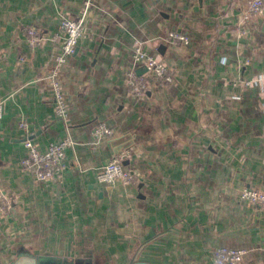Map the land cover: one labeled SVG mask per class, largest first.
<instances>
[{"label": "crops", "instance_id": "1", "mask_svg": "<svg viewBox=\"0 0 264 264\" xmlns=\"http://www.w3.org/2000/svg\"><path fill=\"white\" fill-rule=\"evenodd\" d=\"M246 1L0 0V264L22 254L213 264L220 247L264 264V210L239 198L264 193V15L245 20ZM61 19L83 25L59 74L67 120L50 78ZM171 33L188 42L170 44ZM136 43L173 78L145 74L139 99L126 84ZM99 124L113 135L95 139ZM126 136L115 153L113 139ZM26 137L40 153L72 141L56 181L22 167ZM122 152L139 179L100 183Z\"/></svg>", "mask_w": 264, "mask_h": 264}, {"label": "built area", "instance_id": "2", "mask_svg": "<svg viewBox=\"0 0 264 264\" xmlns=\"http://www.w3.org/2000/svg\"><path fill=\"white\" fill-rule=\"evenodd\" d=\"M263 15L264 0L246 1V10L243 15L245 20L250 17H261ZM59 30L62 36V44L60 53L54 59L55 62L51 70L50 78L56 105L55 113L58 118L67 120L68 111L60 87L59 74L62 66L66 64L67 57L73 54L78 40L83 35V25L81 20L72 21L61 19ZM27 34L31 46L39 45L40 39L37 36V29L30 27ZM169 42L173 45L179 43L186 44L188 38L183 34L171 33L169 35ZM131 57L136 70L131 71L127 75L126 84L129 93L135 98H142L147 90L145 78V74L147 73L165 83H171L173 81L166 65L143 51L139 43H136ZM138 69L143 70V74L137 75L136 71ZM246 84L248 85L249 83ZM1 118L2 104L0 102V120ZM19 128L26 131L27 125L24 122H20ZM112 135V130L104 124L97 125L93 131V136L97 140L107 139ZM72 144L69 138H65L59 143L50 144L44 152L40 153L33 145L31 139L26 137L23 145L27 150V154L22 159L21 165L23 168L31 171L37 181L54 182L64 169L65 151L67 148L71 147ZM127 158V152H122L113 157L99 172L97 176L98 181L110 186L117 183L122 185L134 184L139 179L140 174L123 167V161ZM239 198L246 201L251 206L264 210V193L251 188H245L240 192ZM3 206L7 207V204L5 203L4 196L0 193V210H3ZM243 253L242 250L220 247L214 251L212 263L240 264Z\"/></svg>", "mask_w": 264, "mask_h": 264}, {"label": "water", "instance_id": "3", "mask_svg": "<svg viewBox=\"0 0 264 264\" xmlns=\"http://www.w3.org/2000/svg\"><path fill=\"white\" fill-rule=\"evenodd\" d=\"M161 50V49H160ZM143 70L138 69L136 71L137 75L143 74ZM129 139V136H126V138H116L113 139L112 144L117 145L116 148L114 149V152L117 153L121 149H126L131 145V141H126ZM126 142H125V141ZM125 142L122 143L121 142ZM11 264H93L90 259H74V258H57L54 256H28V255H20L16 261H14ZM130 264H149L140 260H133Z\"/></svg>", "mask_w": 264, "mask_h": 264}]
</instances>
